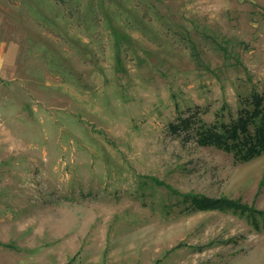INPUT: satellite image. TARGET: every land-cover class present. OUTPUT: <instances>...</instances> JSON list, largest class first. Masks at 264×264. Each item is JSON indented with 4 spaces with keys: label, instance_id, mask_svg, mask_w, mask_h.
<instances>
[{
    "label": "rangeland",
    "instance_id": "obj_1",
    "mask_svg": "<svg viewBox=\"0 0 264 264\" xmlns=\"http://www.w3.org/2000/svg\"><path fill=\"white\" fill-rule=\"evenodd\" d=\"M0 46V264H264V153L194 130L264 93V0H0Z\"/></svg>",
    "mask_w": 264,
    "mask_h": 264
},
{
    "label": "trees",
    "instance_id": "obj_2",
    "mask_svg": "<svg viewBox=\"0 0 264 264\" xmlns=\"http://www.w3.org/2000/svg\"><path fill=\"white\" fill-rule=\"evenodd\" d=\"M248 102L252 106L242 108L237 118H230L227 121L221 119L210 125L202 123L195 127L199 144L212 145L232 152L242 161L251 160L264 153V93L254 92ZM194 122L191 116L180 118L178 123L172 124V129L175 132L188 130ZM185 196L186 200L197 209L232 208L236 211L252 213L251 208L241 205L236 200L215 199L195 193H188Z\"/></svg>",
    "mask_w": 264,
    "mask_h": 264
},
{
    "label": "crops",
    "instance_id": "obj_3",
    "mask_svg": "<svg viewBox=\"0 0 264 264\" xmlns=\"http://www.w3.org/2000/svg\"><path fill=\"white\" fill-rule=\"evenodd\" d=\"M1 47V46H0ZM2 55H1V48H0V75L3 74V63H2Z\"/></svg>",
    "mask_w": 264,
    "mask_h": 264
}]
</instances>
